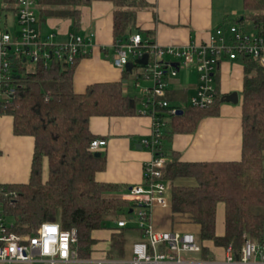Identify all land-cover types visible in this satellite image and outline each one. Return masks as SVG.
I'll return each instance as SVG.
<instances>
[{"label": "trees", "instance_id": "obj_1", "mask_svg": "<svg viewBox=\"0 0 264 264\" xmlns=\"http://www.w3.org/2000/svg\"><path fill=\"white\" fill-rule=\"evenodd\" d=\"M109 1L116 8L117 46L134 33L137 8L145 1ZM90 2L40 0L39 13L42 21L51 17L71 19L72 31L78 32L79 7ZM243 7L246 18L264 33V0H243ZM83 57L69 64L53 61L49 68L38 66L33 72H26L20 65L15 95L0 105V117L12 116L16 135L34 137L31 174L27 183L0 182V210L14 223L13 230L21 234L34 233L44 221L59 222L63 229L76 228L80 255L89 257L97 242L93 231L121 229L118 220L134 216L130 209L136 206L124 197L126 188L121 184L96 180V173L106 166V157L96 156L90 149L97 138L90 129V118L130 115L134 107L120 82L94 83L84 93L75 92L74 72ZM242 60L245 77L240 160L184 162L177 152L165 148V140L173 133L191 132L204 115L217 113L221 103L218 96L208 108L188 107L182 114L165 115L167 129L161 139V153L169 158V165L163 180L170 188L172 212L199 226L196 236L201 250L195 255L201 260L213 258L204 245L208 240L216 246H232L236 254L246 238L264 243V67L246 56ZM131 72L124 69L125 76ZM180 178L194 183L179 184L176 180ZM219 203L225 205L226 229L221 236L216 234ZM129 231L143 239V229L138 225L122 228L112 235L109 257L126 256Z\"/></svg>", "mask_w": 264, "mask_h": 264}, {"label": "crops", "instance_id": "obj_2", "mask_svg": "<svg viewBox=\"0 0 264 264\" xmlns=\"http://www.w3.org/2000/svg\"><path fill=\"white\" fill-rule=\"evenodd\" d=\"M144 1L145 5L137 8L135 30H139L144 39L160 46L185 47L192 43L202 44L209 40L216 27L226 25L224 23L228 14L222 7L224 8L228 0ZM79 9L78 33L91 37L92 47L90 54L81 58L75 69L73 78L75 92L84 93L88 86L94 83L120 82L123 93L133 101L131 106L134 107V113L130 115L92 116L89 122L90 129L97 138L107 141L106 146L100 150L106 157V166L96 173V180L121 184L126 188L125 196L132 186L144 182L145 166L154 158L152 151L142 144V140L151 136L153 132V117L145 111L140 95L141 89L151 86L152 81L142 79L146 81L142 84L141 79L136 80L137 70L143 65H135L132 72L125 76L124 69L113 63L116 51L114 35L116 8L111 1L91 0L89 4L82 5ZM243 20L244 17L240 19L241 22ZM44 24H48L47 27L52 28V32L57 34V40H66L68 33L72 32V20L68 18L51 17L46 19ZM164 58L179 69L176 76L168 77L167 99L171 105L182 110L192 107L191 98L201 83V73L195 67H183L180 60L171 55ZM195 75L196 78H193ZM134 77V84L131 85L130 80ZM244 77L245 64L242 58L233 60L223 58L214 72L217 96L221 102L224 95L238 92L239 102H221L218 112L204 115L193 131L173 133L169 140H165V148L177 152L180 160L184 162L240 160L243 146ZM138 81L139 86L136 85ZM0 150V182L27 183L31 174L34 137L16 135L13 132V118L10 115L0 117ZM47 174L48 163L45 159L44 178ZM176 182L194 183L187 178L177 179ZM126 219L128 223L125 227H130L128 219L132 218ZM151 220L157 229L163 231L194 234L199 232L197 224L172 212L171 203L167 206L155 205ZM135 226L137 224L131 227ZM121 229L104 228L93 231L92 236L97 242L91 255L108 256L112 235ZM225 229V205L219 203L216 234L224 235ZM128 236L126 256L119 259H131L133 244L144 239V236L142 239L133 231H129ZM204 245L213 254L212 259H222L225 256L226 247L216 246L212 240L205 241ZM184 255L198 258L195 253Z\"/></svg>", "mask_w": 264, "mask_h": 264}, {"label": "built area", "instance_id": "obj_3", "mask_svg": "<svg viewBox=\"0 0 264 264\" xmlns=\"http://www.w3.org/2000/svg\"><path fill=\"white\" fill-rule=\"evenodd\" d=\"M39 1L0 0V105L15 95L20 65L26 72H33L38 66L49 68L53 61L73 63L79 56H88L91 52V37L72 31L66 40H57L55 32H44ZM145 53L149 54L148 63L139 66L135 76L136 80L152 81L151 86L141 89L140 95L145 111L153 117V132L142 144L152 151L154 158L145 166L144 182L132 186L124 196L136 203L131 218L137 219L144 235L143 240L133 244L131 259L106 255L83 257L76 228L63 229L55 221L42 222L34 233H17L13 230L14 223L0 210V264H264V243L251 238L245 239L239 254L232 246L226 247L222 259L185 257V253L201 250L196 234L163 231L151 220L155 205L171 203L169 185L163 180L169 158L161 153V139L165 115L177 114L180 109L167 99L168 77L176 76L179 69L164 57L171 55L183 67L198 69L201 83L190 104L208 108L217 98L214 72L223 58L233 60L246 56L264 67V33L259 29L246 32L241 24L221 25L205 43L176 47L160 46L135 32L116 46L113 63L125 69L130 61ZM136 85L139 86V81ZM106 144V139L96 138L90 149L100 151ZM127 223V219H120L117 225L123 228Z\"/></svg>", "mask_w": 264, "mask_h": 264}, {"label": "rangeland", "instance_id": "obj_4", "mask_svg": "<svg viewBox=\"0 0 264 264\" xmlns=\"http://www.w3.org/2000/svg\"><path fill=\"white\" fill-rule=\"evenodd\" d=\"M223 2V1H222ZM226 3V2H225ZM222 10L227 11V18L225 20L226 25H231V24H235V25H240L242 26V28L246 31V32H253L256 28L255 25L253 24V22L246 18L247 16V11L243 8L242 5V0H228L227 3L224 5V8L222 7ZM242 17H245L244 20L240 23V19ZM4 18V17H3ZM49 26L48 24H43L42 30L45 32H51L52 28L47 27ZM196 78V75L193 76V78ZM135 81V77L133 79L130 80V84L133 85ZM141 83L145 84L146 81L141 79ZM241 100V97H240ZM129 220V225H136L137 224V219H128ZM251 238V237H249ZM253 239V238H251Z\"/></svg>", "mask_w": 264, "mask_h": 264}, {"label": "water", "instance_id": "obj_5", "mask_svg": "<svg viewBox=\"0 0 264 264\" xmlns=\"http://www.w3.org/2000/svg\"><path fill=\"white\" fill-rule=\"evenodd\" d=\"M43 21L45 22L46 19H44ZM148 60H149V54L145 53L141 58L135 59L134 61H130L126 65V69L132 70L135 65H146L148 63ZM221 102L238 103L239 102V93L238 92H232V93L226 94L221 98ZM131 104H133L132 100H131ZM183 112H184V110L179 109L177 114H182ZM101 154L102 153L100 151L95 152L96 156H101ZM132 211H133V208L130 209V212H132Z\"/></svg>", "mask_w": 264, "mask_h": 264}]
</instances>
